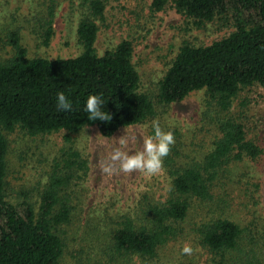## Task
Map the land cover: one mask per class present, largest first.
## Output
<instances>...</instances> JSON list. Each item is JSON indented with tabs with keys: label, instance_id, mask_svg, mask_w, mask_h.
Instances as JSON below:
<instances>
[{
	"label": "rangeland",
	"instance_id": "obj_1",
	"mask_svg": "<svg viewBox=\"0 0 264 264\" xmlns=\"http://www.w3.org/2000/svg\"><path fill=\"white\" fill-rule=\"evenodd\" d=\"M103 1V15L96 20L95 52L100 56L122 40L131 43L138 90L149 97L154 116L143 124L119 129L109 138L95 127H85L74 135L57 131L30 136L18 127L2 131L7 142V201L25 199L36 207L52 168L74 151L85 166L64 194L71 211L68 222L58 228L63 242L60 264H264V89L258 85L240 89L229 116L243 125L246 139L262 150L260 156L228 164L212 190L211 201L191 199L175 238L158 248L153 258L118 256L111 249L113 230L122 218L140 224L146 202L163 203L169 197L171 180L165 160L170 156L178 164L200 161L218 138L215 111L204 90L190 93L179 103L160 105L157 84L182 43L210 45L234 31V20L225 16L195 25L177 13L172 3L152 12L151 0ZM84 13V0H0V62H8L14 55L13 36L29 59L78 56L82 48L77 26ZM154 119L175 140L161 171L152 176L138 171L111 177L104 174L101 162L111 149L120 147L118 139L129 141L125 150L141 151L143 138L152 134ZM217 218L243 229L244 248L246 252L252 249L248 257L243 252L231 253L220 262L200 245L198 227ZM184 246L192 249L190 254L181 252Z\"/></svg>",
	"mask_w": 264,
	"mask_h": 264
},
{
	"label": "trees",
	"instance_id": "obj_2",
	"mask_svg": "<svg viewBox=\"0 0 264 264\" xmlns=\"http://www.w3.org/2000/svg\"><path fill=\"white\" fill-rule=\"evenodd\" d=\"M168 3L195 25L225 16L234 20V31L210 45L182 43L157 84L160 105L179 103L190 93L204 90L214 108L219 135L200 161L178 164L170 156L165 160L171 180L169 197L163 203L146 202L140 224L124 217L113 230L111 249L123 257L153 258L158 248L175 238L191 199L211 201L212 190L228 164L256 159L262 153L246 139L243 125L229 112L241 88L258 85L264 89V0H151L150 10L159 12ZM84 5L77 26L82 48L78 56L29 59L13 36L14 55L0 62V264H60L63 242L58 228L68 222L71 211L64 194L85 166L76 152L69 151L52 168L36 207L25 199L9 202L5 195L7 142L2 131L18 127L30 136L57 131L74 135L95 127L109 138L119 129L154 116L149 97L138 90L131 43L122 40L98 56L96 20L103 15L104 1L84 0ZM57 92L71 102L69 111L57 108ZM89 95L101 97V111L108 114V120H88L83 109ZM198 234L200 245L220 262L231 253L243 252L248 257L252 250L244 248L243 229L227 219L201 224Z\"/></svg>",
	"mask_w": 264,
	"mask_h": 264
},
{
	"label": "clouds",
	"instance_id": "obj_3",
	"mask_svg": "<svg viewBox=\"0 0 264 264\" xmlns=\"http://www.w3.org/2000/svg\"><path fill=\"white\" fill-rule=\"evenodd\" d=\"M103 101L98 95H89L84 104V112L87 113L88 120H108L106 112L101 111ZM56 106L59 110L69 111L71 102L63 92L56 94ZM152 134L143 138V149L141 151L129 152L125 150L128 140L120 138V147L111 149L106 158L101 162V171L111 177L117 173L142 172L147 176L158 174L162 169L163 158L170 151V146L175 143L171 131L161 128L158 120L151 121ZM130 139L134 140L135 137ZM192 249L184 246L181 249L183 254H190Z\"/></svg>",
	"mask_w": 264,
	"mask_h": 264
}]
</instances>
